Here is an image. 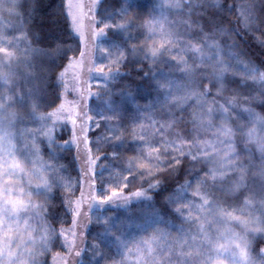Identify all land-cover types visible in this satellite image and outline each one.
<instances>
[{
  "label": "snow or ice",
  "instance_id": "1",
  "mask_svg": "<svg viewBox=\"0 0 264 264\" xmlns=\"http://www.w3.org/2000/svg\"><path fill=\"white\" fill-rule=\"evenodd\" d=\"M198 6L214 11L222 10L220 0H215L213 4H208L205 0H188L187 3L184 0H157L155 9L159 10V16L150 18L143 24L147 31L145 48L137 49L134 45L131 52L125 49L113 61L114 64H119L120 59L125 58L126 55L142 54L144 60L155 64L167 53L175 61V67L184 74L185 80L181 83L168 77L161 79L153 77L157 88L165 90L162 104L182 108L189 101L194 102V105H189L192 107L191 133L171 134V130L183 122L175 116L160 124V131L164 134L158 141L159 146L150 142V137L156 134L151 131L156 127V121L149 126L147 135L143 124L139 125V130L135 128L132 130L131 134L144 144L138 148V154L129 159L127 167L121 172L125 181L124 187L128 186L129 177L133 180L140 177L149 183V187H156L165 179L164 173L167 169L183 164L189 157L195 163L203 159L211 164L205 177L196 180L194 189L191 184L186 183L176 190L175 195L181 204L177 211L181 212L184 222L189 226L188 229L184 230L182 227L173 236L166 230L157 228L150 237L137 244L134 249H128V252L133 250L136 252L137 264H264V164L254 173L260 177L259 185H249L248 167L240 163L242 154L237 150L238 146L234 140L239 135L246 146L254 145L264 161V114L254 111L250 105L242 107L241 112L234 111L239 106L237 101L242 96L239 91L242 88L249 90V94L243 95V99L253 104L258 103L264 110V72L253 66L250 61L247 63L242 61L240 57L243 53H237L232 48H229L227 58L224 56L225 48L215 37L231 36L233 32L230 25L228 28L223 27L225 21L222 18L216 16L209 18L212 32H205V43L191 41L186 44L181 43L178 26L169 21L167 13L172 9H187V18H182L179 23L186 25L187 29L197 27L205 31L203 25L191 17V13ZM19 7L18 0H0V14L6 12L10 16L18 15ZM79 7L69 0L67 15L71 17V31L80 34L83 43L82 14L77 15L73 11ZM241 11L247 27L250 13L244 8H241ZM124 14H127L126 11ZM107 27H109L107 24L102 28L97 26L98 34H103ZM131 27V22L121 25L124 31ZM8 46L18 49L19 40L8 37L0 29V53L6 58V61L0 59V102L8 100L11 105L26 107L23 101L30 100L31 110L27 117L37 126L27 129L31 133L30 144L26 143L21 150L17 147L15 133L6 129L3 121L0 120V234H6L5 226H7V233L15 232L19 235L23 246V252L8 251V264H48L46 259L41 260L40 257H46L56 247L62 250L67 248L69 254L73 251L76 255L80 254L76 251L78 235L76 229L79 226L77 218L83 215L80 205L84 193L81 191L80 198H64V202L71 210L72 222L69 228L61 227L57 230L53 225L59 222V214L53 213L46 207L48 201L55 203V197L48 194L53 193L55 188L63 187L67 190L69 185L62 184L63 177L54 175L57 169L43 160L40 137L47 138L50 148L55 147L49 121L55 123L67 113V119L75 126L77 121L73 116H80V105L58 95L56 97L59 101L58 107L54 103L49 105L55 108L54 111L41 112L31 91L25 97L22 90L17 88V74L12 66V62L17 57L14 52L7 50ZM261 47H264V43ZM174 49L176 51H173ZM189 53L192 54L190 58ZM84 55L82 50L81 58ZM81 63L82 60L69 58L64 71L60 73L59 79L64 81L65 92L69 89V84L65 80L68 69L80 67ZM241 63L248 69L247 71L240 72L236 68V65ZM105 67L99 66L96 71L104 73ZM229 73L239 74L243 83L238 84L233 89L235 94L217 109L214 106L215 101L209 102L207 98L212 88H215L216 96L223 95L231 83L227 78ZM197 75L203 79L198 81ZM249 80L252 81L251 85L247 83ZM76 82L79 84L78 78ZM205 83L208 88L201 87ZM257 85L258 88L255 87ZM74 91L81 94L82 104L83 89L76 87ZM253 92L259 97L258 101L252 95ZM2 109L3 105L0 103V114ZM217 111L221 113L218 126L214 124ZM242 113H247V123L233 128L229 121H240L244 118ZM88 119L91 120V117ZM15 123L13 119L9 128H13ZM212 129L217 137L216 141L200 138L201 132ZM113 135L116 139H120L115 133ZM218 143L223 144L224 147H218ZM243 151L250 159V150L246 147ZM21 153H23L22 157ZM124 172L127 175H124ZM230 173H238V176L225 184V178ZM5 177L7 179H4ZM25 181L27 190L24 186ZM189 190L198 198L197 200L183 198V194ZM242 190H245L242 205L226 207L227 197L235 196ZM117 195V191H113L111 196L102 195L100 203L104 204ZM134 195L139 197L143 192L137 191ZM41 197L44 203L39 202ZM169 202H173L171 197ZM184 209L187 210V214H184ZM22 211L30 214L27 217L21 216ZM67 215L66 211L65 216ZM49 216L52 224L48 223ZM237 226L239 231L236 230ZM116 239L120 238L117 236ZM4 250V246L0 245V264H5ZM53 264H70V261L61 257L60 253H56ZM120 264L123 262L121 261Z\"/></svg>",
  "mask_w": 264,
  "mask_h": 264
},
{
  "label": "trees",
  "instance_id": "2",
  "mask_svg": "<svg viewBox=\"0 0 264 264\" xmlns=\"http://www.w3.org/2000/svg\"><path fill=\"white\" fill-rule=\"evenodd\" d=\"M205 2L213 4L215 0H205ZM18 3L20 5L18 15L10 16L6 12L0 14V29L8 37L19 40L18 49L12 46L7 47V50L14 52L18 58L17 61L12 62L18 75L17 88L22 90L25 97L31 91L39 104L40 111L46 113L55 109L49 105L55 103L58 106L59 101L56 97L62 94L59 74L67 65L69 58H78L81 46L70 31L64 13L63 0H18ZM220 4L222 10L214 11L202 6L193 10L192 19L199 21L205 30L201 31L196 27L197 31L204 36L205 32L211 33L209 18L212 16L222 18L225 21L223 27L228 28L230 25L233 34L215 38L221 42L231 41L235 46L232 50L243 53L240 57L242 61L245 63L250 61L253 66L264 72V47H261L264 43V0H220ZM153 6L154 0H103L97 9L96 26L102 28L104 24L109 25L104 29V39L114 45L119 52L125 49L131 52L134 45L137 49H143L146 35L142 28L143 24L148 21ZM241 8L250 13L247 27ZM122 10L127 14L125 15ZM122 21L131 22L132 27L127 31L118 29L116 26ZM29 54L33 61L32 72L35 71L36 60L39 77H42L38 84H35L34 80L29 81L26 69H29V66H25L28 62L24 60ZM112 70L115 74L109 79V90L104 97L107 96L106 98L113 103L112 108L115 113L111 115H115V118L106 122L98 115H92L94 121L87 126L85 147L88 155L95 162L92 179L98 192L97 196H101L105 186L110 185L111 182L113 184L108 189L110 192L117 191L119 194L128 195L137 191H145L146 195L137 201L125 203L121 207L105 209L101 220L92 215L89 217L83 236V258L86 264H101L108 261L121 248L122 239L128 232L127 229L140 228L143 223L154 221L158 226L176 232L174 230L184 222L181 212L177 211L181 204L175 195L176 190L186 183L195 187L196 180L205 177V173H200L195 166L193 167L194 162L189 157L183 164L167 169L164 173L165 179L156 187H149V183L139 177L135 180L129 177L128 186L124 187L125 181L121 172L127 167L129 159L137 155V150L140 148L138 142L131 138L132 127L129 126L132 124L130 122L135 120L136 117L133 115L137 114V111L142 110L141 112L148 113L149 108L162 99L163 92L157 88L153 79L154 76L157 79L156 69L153 64L143 59L142 54L139 56L126 55ZM28 102L31 104L30 100ZM0 103L3 106L10 104L8 100ZM29 104L25 122L16 112L6 119L8 127L13 119L16 121L10 131L24 134V130L27 131L37 125L27 117L31 110ZM189 105L194 104H188L173 115L183 121L173 129L182 134L192 130V107ZM255 107L258 112L264 114V110L258 103ZM0 115L3 117V114ZM109 121L116 123L113 132L105 130ZM125 126H128L127 130ZM113 133L120 139H116ZM24 135L26 139L15 136L20 149L22 148L20 141L30 144L31 133L27 131ZM69 135L70 133L61 132L58 136H54L55 147L52 148L42 136L40 137L43 160L45 159L57 169L54 173L56 176L70 181V187L67 190L63 187L55 188L53 193L48 194L55 197V203L48 201L46 207L53 213L58 212L59 214V222L53 225L57 230L71 225V210L64 202V198L76 199L82 185L78 162H83V157L81 158L83 155L81 150L75 151L69 144H66ZM246 165L248 184L259 185L260 177L254 173L258 172L261 166L255 162ZM124 175L127 173L124 172ZM120 181L122 183L117 184ZM244 195L245 190H242L241 193L232 196L234 201L232 203L239 207V204L243 203ZM170 197L173 202H169ZM185 197L184 193L183 198ZM41 200L44 203L43 198ZM66 211L67 216H65ZM105 216L110 217V221H105ZM48 223L52 224L51 216H49ZM117 236L119 240L116 239ZM56 251L63 250L56 247L52 252Z\"/></svg>",
  "mask_w": 264,
  "mask_h": 264
},
{
  "label": "rangeland",
  "instance_id": "3",
  "mask_svg": "<svg viewBox=\"0 0 264 264\" xmlns=\"http://www.w3.org/2000/svg\"><path fill=\"white\" fill-rule=\"evenodd\" d=\"M102 1L103 0H71V2L74 5L80 6L79 8L73 9V11L77 15L82 14L81 15V23L83 26L82 27L83 43H82L81 35L74 31H71V17L67 15L68 13L67 4L69 0H63L64 13L68 20L70 31L72 35L80 43L81 51L83 50L85 55L83 58H81L80 55L78 56V58H74V60L76 61L82 60L80 67H77L75 69L69 68L67 71L65 80L69 84L68 92H65L64 90V87H63L64 81H61L59 79L61 86H62L61 96L67 101L74 102L75 104L80 105V116H73V118L76 119L77 121L75 126L72 123H70L69 120L67 119V113H64L61 119L59 121H56L55 123H53V121H49V126L52 128L53 138L54 136H58L61 132L70 133V135L68 136L69 139L66 141V144H69L72 148L75 149V151L81 150L80 152H82L83 156H81V158L83 157V162L82 163L80 161L78 162L79 163L78 170H79V175H80L81 184H82L81 191H83L84 193V198L80 205V211L81 213H83V215L77 218L79 226L76 229L78 233L77 238H76V251H79L80 254L76 255L75 251L69 254L67 248L63 249V251L61 252L60 251L49 252L46 257H40L41 260L46 259L48 264H53V257L55 256L56 253H60V256L63 257L64 259H68L70 261V264H86L83 258V253H84L83 252L84 250L83 236H84V231L86 228V223L89 217L92 215L96 219L101 220L102 217L104 216L103 211L105 209L121 207L122 205H125V203H129L131 201H137L146 195L145 191H141L143 192V195L139 197L134 195L135 192L132 194H128V195H123V194L118 193V195L113 197L111 200L107 201L104 204H101L100 198L102 195L106 194V195L111 196L112 192L108 191V189L110 188L109 186L112 185L113 183L111 182L110 185H106L102 192V195L97 196L98 192L95 188L94 181L92 179L93 163L91 162L92 159L88 155L86 147H85V144H86L85 137L87 133V126L89 125V123H92L94 121V119L92 118V115L93 116L98 115L101 119H103L106 122H108V120H111V118H115V115H111V113H115V111L112 108L113 103L111 102V100L106 98L107 96L104 97V95H106L109 90V79L111 78V76L115 74V71H113L112 69L117 64H114L113 61L120 53L119 50L114 45H112L110 42L104 39V35H103L104 33L98 34V29L96 26V14H97L98 6L100 5ZM184 2L187 3L188 0H184ZM156 3H157V0H154V6H153L154 8H153V11H151L152 13L150 14L149 19L153 17H158L160 14L159 10L155 9ZM186 12H187V9H172V10H169L167 13L169 21L173 22L175 25L178 26L181 43L186 44L189 41L193 43H196V42H199L201 44L205 43L204 35H201L197 31L196 27H193L192 29H187L186 25H182L179 23V21L182 18H187L188 14ZM126 24H127L126 22L122 21V23L117 24L116 27L122 30L121 25H126ZM142 31L145 35H147V31L144 27L142 28ZM221 43L223 44L225 48L224 56L227 58L228 50L229 48H233V43L227 40L226 42H221ZM143 46H146V45L143 44ZM9 51L11 52V50ZM173 51H176V50L174 49ZM191 55L192 54L189 53V58L191 57ZM0 59H4L6 61V59L4 58V54L0 53ZM17 59L14 60L13 62L17 61ZM24 60L25 62L26 61L28 62L25 64V66H29V69L26 68L28 76H29V81L34 80V83L38 84L40 78L42 77H39L40 73L38 71L37 61L35 60V71L32 72L33 68L31 66H32L33 61L30 58V54ZM232 63H235V61H232ZM102 65L106 66L104 68V73L97 72L96 68ZM153 66H154V69H156L157 79H161L162 77H168L170 79H173L181 83L184 82L185 80L184 74L175 67V61H173L167 53H165L163 57L159 58L157 63L153 64ZM89 68H91V71H89ZM236 68L240 72L248 70L244 67L243 63L236 65ZM64 69L65 67L61 70V72L64 71ZM109 69H111V71H109ZM13 71H15V66H13ZM76 78L79 79V84H77ZM227 78L231 83H230V86L225 89L223 95L216 96L215 88H212L207 98L209 102L215 101L214 106L217 109L219 108L220 104H226L227 101L235 94L233 92V89L236 88L238 84L243 83L242 77L239 74L233 75L232 73H229ZM20 79L21 78H19V80ZM196 79L199 81L203 79V77H201L200 75H197ZM247 83L251 85L252 81L249 80L247 81ZM76 87H80L83 89L82 104H81V94L77 91H74V88ZM201 87L208 88L209 86L207 85V83H205L201 85ZM255 87L258 88V85ZM161 91L163 92L162 99H160L155 104V106L149 108L148 113L141 112L142 110L137 111V114L133 115L134 117H136L135 120L133 122H130L132 126H129V127H132V130L134 128L139 130V125L143 124L145 126V134L147 135L149 132V126L153 123V121H156L157 122L156 127L154 129H151V131L155 132L156 134L153 137H150V142L155 144L156 146H159L158 141L161 140L164 134L163 131H160V124L171 119L173 115H175L176 112L180 111L188 104H194L193 101H189L188 104L183 105L182 108L173 107V106H164L162 104V101L164 98L165 90L161 89ZM239 91L242 93V96L240 99H238L237 103L239 106L234 111L241 112L242 107L248 106V105L252 106L254 111H257L255 107L256 103L253 104L243 99V95H248L249 90L247 88H242ZM252 95L256 98L257 101L259 100V97L256 96L255 92H253ZM28 101H29L28 99H25L23 103L25 105H28L29 104ZM5 105L3 106V109H2L3 117L0 115V120L3 121L5 128L10 131L11 128L7 126L6 119L9 118L11 114L13 115V112H16L18 116H22L21 120L25 122L27 106L20 107V106L11 105V104H5ZM54 110L55 109L51 111H54ZM220 115L221 113L217 111L214 116V124L217 126L220 123ZM242 115L244 118L241 119L240 121H234V120L229 121V123L233 126V128H238L241 125L247 123V119H246L247 113H242ZM88 117H91V120H89ZM115 124H113L112 121H109V125L105 127L106 132H113L115 128ZM36 126L37 125H35V127ZM125 129L127 130L128 126H125ZM24 131H25L24 134L27 133L26 130ZM191 132L192 130H190L188 133H191ZM176 133L177 131L173 129L171 130L172 135H175ZM213 133H214V129L209 130L207 132H201L200 138L203 140L216 141L217 137ZM24 134H22V132L18 134L15 133V136L20 137L22 139H26V136ZM43 138L47 142V138L46 137H43ZM131 138L134 141L138 142L140 147L143 146L144 144L143 141L136 139L132 134H131ZM234 140L238 146L237 150L240 151L242 154L240 163L244 164L246 167H247L246 164H250L252 162H255L256 164H258V166H262V164H264V161H262L261 159L260 153L256 151L254 145L246 146L241 141V137L239 135H237L234 138ZM20 145L22 147L21 150H23L25 143H22L20 141ZM217 146L220 148L224 147L223 144H219V143L217 144ZM17 147L19 148V146ZM246 147L251 152L250 159L248 155L245 154L243 151ZM20 155L22 157L23 153H21ZM44 161L46 160L44 159ZM195 167L198 169V172L206 173L208 168L211 167V164L207 160L201 159L199 163H195ZM230 174H233V175H229L228 177L225 178V181H224L225 184L230 183L231 179H233L235 176H238V173H230ZM4 179H7V177H5ZM121 183L122 181L117 182V184H121ZM247 183H249V179L247 180ZM62 184L69 185L70 181L63 178ZM24 186H25V190H27L26 181H25ZM194 188L195 187H193V189ZM81 191L77 198L81 197ZM185 195H186L185 200L195 201L198 199L197 197L192 195L191 190H189L188 192H185ZM92 197H95V199H92ZM41 198H39L40 203H42ZM232 202H234L232 196L227 197L225 201V206L226 207L227 206L238 207ZM240 206L241 204H239V207ZM183 211H184V214H187L186 209H184ZM29 214L30 212H23V211L21 212V216H24V217H27ZM105 217H106L105 221H110L111 219L110 217H107V216ZM69 227H66L65 229ZM182 227L184 230H187L189 226L188 224L183 222V225H180L177 229L174 230L176 232H171V230L168 231L158 226V224H156L154 221H151L149 223H143L140 228H136V229L129 228L127 229L128 232L122 239L121 248H119V250L115 254H113L112 257L108 261L102 262L101 264H120L121 261L123 262V264H137L136 252L134 250L132 252H128V249L130 248L134 249V247L137 244H140L144 239L150 237L157 228L164 229L167 232L171 233L173 236H175L181 230ZM236 230L237 231L240 230L238 226ZM5 233L6 234H0V245L4 246V249H5L4 250V262L5 264H8V251L10 250L12 252H23V246L21 244V239L19 235H17L15 232L7 233V226H5Z\"/></svg>",
  "mask_w": 264,
  "mask_h": 264
}]
</instances>
